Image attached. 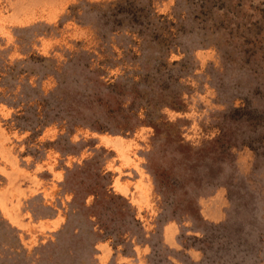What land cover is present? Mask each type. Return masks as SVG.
Returning a JSON list of instances; mask_svg holds the SVG:
<instances>
[{"label": "rangeland", "instance_id": "374dc122", "mask_svg": "<svg viewBox=\"0 0 264 264\" xmlns=\"http://www.w3.org/2000/svg\"><path fill=\"white\" fill-rule=\"evenodd\" d=\"M0 264H264V0H0Z\"/></svg>", "mask_w": 264, "mask_h": 264}]
</instances>
